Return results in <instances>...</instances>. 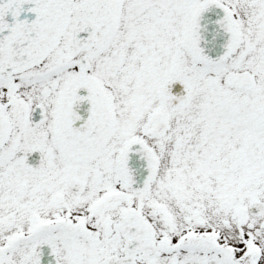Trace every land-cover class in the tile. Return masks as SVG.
<instances>
[{
	"label": "snow or ice",
	"instance_id": "obj_1",
	"mask_svg": "<svg viewBox=\"0 0 264 264\" xmlns=\"http://www.w3.org/2000/svg\"><path fill=\"white\" fill-rule=\"evenodd\" d=\"M0 264H264V0H0Z\"/></svg>",
	"mask_w": 264,
	"mask_h": 264
}]
</instances>
